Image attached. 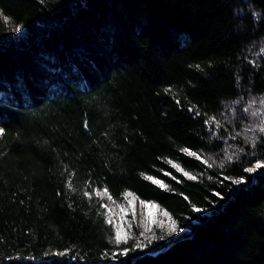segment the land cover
Returning a JSON list of instances; mask_svg holds the SVG:
<instances>
[{"label":"trees","instance_id":"1","mask_svg":"<svg viewBox=\"0 0 264 264\" xmlns=\"http://www.w3.org/2000/svg\"><path fill=\"white\" fill-rule=\"evenodd\" d=\"M0 13V264H264V0ZM107 196L180 232L118 243Z\"/></svg>","mask_w":264,"mask_h":264},{"label":"rangeland","instance_id":"2","mask_svg":"<svg viewBox=\"0 0 264 264\" xmlns=\"http://www.w3.org/2000/svg\"><path fill=\"white\" fill-rule=\"evenodd\" d=\"M18 33V28H13L12 32H9L14 39ZM258 165H264V159L257 160L252 168ZM101 195L103 196V194ZM105 198V210L109 215L112 213L111 221L114 225L116 240L117 236H119V241L127 237L132 227H135L142 233L139 236L141 241L152 235L153 233L151 231L157 228L156 226L163 228L167 233H175L178 235L180 232L179 230H173L175 228L170 221L169 215L160 206L154 204V202L141 201L136 197L124 199L120 202H116L108 196ZM131 217L134 218V222L133 220L129 221Z\"/></svg>","mask_w":264,"mask_h":264},{"label":"snow or ice","instance_id":"3","mask_svg":"<svg viewBox=\"0 0 264 264\" xmlns=\"http://www.w3.org/2000/svg\"><path fill=\"white\" fill-rule=\"evenodd\" d=\"M0 15H2V13H0ZM3 132H4V129L3 128H0V135H2L3 134ZM258 167H259V165H258ZM254 169H247V171H249V172H252ZM241 181H236V183H240ZM105 191H107L106 189H105ZM217 195H219V194H217ZM196 211L197 212H199V211H202L201 209H199V208H197L196 209ZM173 230H175V229H173ZM117 242L119 243V236H117Z\"/></svg>","mask_w":264,"mask_h":264}]
</instances>
